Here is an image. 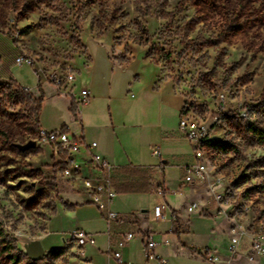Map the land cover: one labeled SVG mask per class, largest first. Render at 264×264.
Masks as SVG:
<instances>
[{
    "label": "rangeland",
    "instance_id": "rangeland-1",
    "mask_svg": "<svg viewBox=\"0 0 264 264\" xmlns=\"http://www.w3.org/2000/svg\"><path fill=\"white\" fill-rule=\"evenodd\" d=\"M242 1L0 0V63L1 56L11 62L15 51L25 50L34 57V67L17 65L15 60L7 65L10 76L29 86L33 94H37V75L45 79L55 68L75 71L76 61L87 59L88 38L105 37L113 44L114 60L120 64L144 60L156 67L158 83L166 82L186 97L191 116L209 127L211 140L224 146L209 151L206 165L211 183L190 184L178 169H168L164 176L153 150L144 151V164L157 168V175L173 188L184 183L187 191L181 204L185 206L178 211L179 222L173 229L191 233L198 246L216 253L220 264H264V257L255 263L245 258L251 238L264 241V145L248 130L250 123L264 129V45L253 49L242 38L226 36L227 24L222 20L220 27L214 24ZM250 11L253 16H246L253 19L264 13V7L255 3ZM256 33L264 43V25ZM75 72L77 86L86 83V77ZM12 78L0 74V221L26 253V245L45 232L59 206L67 208L65 193H79L80 188L66 182L61 164L55 162L48 147L37 143L24 152L15 147L29 140L37 142L39 98L30 91L16 90L24 86ZM61 112L59 107L60 119ZM214 191L225 198L217 202ZM154 195L142 200L146 212L139 218L143 226L161 234L170 224L167 215L160 221L155 218V199L160 194ZM194 203L197 209L191 208ZM202 212L212 219L200 216ZM240 230L247 235L242 236ZM235 237L240 239L238 257L231 259ZM137 247L134 258L140 264H158L156 259L148 261L145 250L137 251ZM64 248L58 257L46 250L42 260L31 264H85L75 242ZM166 249L178 264H212L203 252L202 256L187 250L183 253L174 245ZM21 264L30 263L23 260Z\"/></svg>",
    "mask_w": 264,
    "mask_h": 264
},
{
    "label": "crops",
    "instance_id": "crops-1",
    "mask_svg": "<svg viewBox=\"0 0 264 264\" xmlns=\"http://www.w3.org/2000/svg\"><path fill=\"white\" fill-rule=\"evenodd\" d=\"M112 45L111 40L107 41L105 37L88 38L87 59H79L74 64L75 71L83 74L87 81L77 86L76 74L73 94L59 89L40 75H37L41 81L37 83V94H33L29 86L20 84L8 72L7 65L14 62L18 52H14L11 62L1 56L0 74L3 77L12 78L28 88L35 98H40L41 85L44 97L39 129L64 127L72 135L82 136L87 143L95 142L97 145L93 152L115 167L112 185L116 191L115 200H118H114L111 206L119 216L115 222L109 224L105 214L89 202L86 194L65 193L67 208L60 205L47 221L45 232L35 240H40L45 250L50 251L64 248L72 242L71 233L82 230L93 236V243L82 249L85 264H119L112 256L116 251H120L124 262L140 264L134 258V248L139 246L137 251H143L146 236L153 235L158 243L157 254L169 263L178 264L172 261L173 257L166 248L174 245L180 252L187 250L194 254V249L201 251L207 247L198 246L199 243L190 237L191 233L174 231L179 218L173 221L172 213H178L185 206L181 204V197L187 190H184V183L180 188L167 185L165 178L157 175V168L144 164L143 153L153 150L155 155L154 151L158 150L159 171L163 170L165 176L168 169H178L185 180L184 167L196 161L193 144L179 129L186 97L166 82L158 83L156 67L144 60L134 59L128 64L114 60ZM81 89L90 93V101L86 104L78 103ZM72 101L77 105V117L70 110ZM59 107L62 109L61 119L57 117ZM187 143L193 151H189ZM84 156L83 152L79 155L80 158ZM190 184L202 185L199 181ZM159 190H163V194L157 195L154 209L163 205L164 219L167 215L170 224V228L161 234L143 226L139 218L146 212L142 210V200L146 196L154 198V192ZM71 204L76 206L72 208ZM206 218L212 219V216ZM126 232L134 233V238L120 247V236Z\"/></svg>",
    "mask_w": 264,
    "mask_h": 264
},
{
    "label": "built area",
    "instance_id": "built-area-1",
    "mask_svg": "<svg viewBox=\"0 0 264 264\" xmlns=\"http://www.w3.org/2000/svg\"><path fill=\"white\" fill-rule=\"evenodd\" d=\"M15 62L17 65H30L32 67L36 64V59L26 52L19 53ZM47 81L54 84L59 89L68 90L69 93H74L75 86L73 85L76 79V73L71 68L61 69L55 68L45 75ZM29 91L28 88H24ZM90 93L86 89L80 90L78 99L79 104H86L90 101ZM242 116H246L244 113ZM180 131L188 138L193 144L194 156L196 161L184 167L185 181L188 183L199 181L211 183V175L208 171L206 160L209 157V150L204 147V142L211 140L209 127L204 123H200L191 116L190 109L187 102L185 103V113L182 114L179 122ZM37 143L42 147H48L51 150V155L55 162L61 164V172L63 178L68 184H74L80 188L79 193H84L89 197V202L94 204L101 210L108 221V223L115 222L119 216L118 213L112 210L111 206L116 198V191L112 185V175L114 172V165L102 159L100 156L93 152L96 143H87L82 136L72 135L71 131L62 127L57 130L39 129ZM86 156L79 157L81 153ZM155 155H160L158 150L154 151ZM220 181V179H216ZM212 186V185H211ZM163 194L162 190L158 191ZM214 196L217 202H221L225 196L222 193H216ZM197 209L198 204L194 203L191 207ZM154 216L157 220L164 219L163 205L156 206L154 209ZM242 236L247 235L245 230H240ZM134 238V233L126 232L120 236L119 246L127 245ZM70 240L75 242L79 249L80 254H83L82 249L90 243H93V236L88 235L82 230L73 231L70 235ZM238 238L232 239L230 247V258L236 259L238 257L237 247L239 245ZM158 243L153 235H148L145 238V254L149 261L156 259L160 264H170L166 259L160 257L156 252ZM208 258L212 264H220L216 253L205 249L201 251ZM112 256L118 261L119 264H129L123 261L120 251L112 253ZM260 257H264V241L261 238H251L250 250L245 255L249 263H255Z\"/></svg>",
    "mask_w": 264,
    "mask_h": 264
},
{
    "label": "trees",
    "instance_id": "trees-1",
    "mask_svg": "<svg viewBox=\"0 0 264 264\" xmlns=\"http://www.w3.org/2000/svg\"><path fill=\"white\" fill-rule=\"evenodd\" d=\"M255 3H260V5L264 7V0H243L242 5H235V9H233L231 12H227V14L224 16L220 15L219 19H215L214 24L220 27L222 23L219 20H222L224 24H227L224 29L226 36H228L229 38L233 37L236 40L237 38H242L244 44L257 50L264 45L263 41L260 38L261 36L259 37L256 33V30H260V27L264 25V13L256 15V17H254L253 19L247 17V14H249V16H253L250 10H252ZM142 33L147 34L146 30L144 29H142ZM40 82L41 81L39 79V83ZM16 90L22 93L27 92L23 88L20 89V87H16ZM39 90L40 98L36 101L35 111V118L38 125L39 115L41 112L44 97V92L40 84ZM70 110L72 114L77 117L78 110L77 105L74 101H72ZM184 113L185 106L182 110V114ZM248 130L253 134L254 138H256L259 144L264 145V129L260 128L255 123H250L248 125ZM219 145L220 143L214 140L204 142V147L209 151L211 150V148H217ZM220 146L221 148H224V146ZM75 206V204H71L72 208H74ZM172 215L174 221H177V211H173ZM202 216L211 217V215L206 212H202ZM193 251L202 255V252L200 250L194 249ZM64 252L65 248L52 249L49 251L50 254L56 257L61 256ZM23 260H26L30 264L40 261H36L30 258L26 253L21 251L17 247V244L13 242L9 235L6 233L0 221V264H5V261L9 264H21Z\"/></svg>",
    "mask_w": 264,
    "mask_h": 264
},
{
    "label": "water",
    "instance_id": "water-1",
    "mask_svg": "<svg viewBox=\"0 0 264 264\" xmlns=\"http://www.w3.org/2000/svg\"><path fill=\"white\" fill-rule=\"evenodd\" d=\"M15 147H17L20 151L24 152L29 149L36 148L37 142L35 140H29L27 143L24 144H15ZM26 254L32 259L39 261L45 257L46 250L40 240H33L26 245Z\"/></svg>",
    "mask_w": 264,
    "mask_h": 264
},
{
    "label": "bare ground",
    "instance_id": "bare-ground-1",
    "mask_svg": "<svg viewBox=\"0 0 264 264\" xmlns=\"http://www.w3.org/2000/svg\"><path fill=\"white\" fill-rule=\"evenodd\" d=\"M98 108H100V107H98ZM101 109V108H100Z\"/></svg>",
    "mask_w": 264,
    "mask_h": 264
}]
</instances>
